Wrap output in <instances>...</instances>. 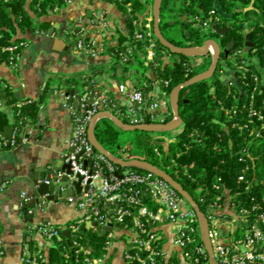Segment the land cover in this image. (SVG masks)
I'll use <instances>...</instances> for the list:
<instances>
[{"label":"built area","instance_id":"1","mask_svg":"<svg viewBox=\"0 0 264 264\" xmlns=\"http://www.w3.org/2000/svg\"><path fill=\"white\" fill-rule=\"evenodd\" d=\"M75 1L77 0H66V4L70 5ZM101 1L114 4L116 0ZM128 7L131 10L130 4ZM211 14L214 15L215 12L212 11ZM111 21L107 14L100 18L98 23L103 30H99L98 24L94 21L78 18L75 22L60 27L52 36L58 35L67 40L79 53L97 56L106 52L109 47L119 46L117 42L111 41L112 33L108 31L112 25ZM153 22L154 18L149 14L145 18L143 30L135 33V40L142 44L145 57L137 50L136 45L128 42L125 43L126 53H120L118 75L126 76L133 73L134 76L129 84L118 85L120 99L109 97L98 83L97 76L88 73L77 76L84 91L70 92L68 87L60 90L73 121L71 151L64 156V162L70 166L71 173L59 172L44 183L60 184L61 180L68 176V184L65 188L75 191L80 177L81 194L70 195L64 200L81 211L82 216L63 227L48 223L36 226L32 231L40 233L52 245L56 241L61 242L63 238L67 242L66 237L62 235L64 230H68L72 237L70 244L63 251L65 264L71 262L72 264H212L203 241L200 219L187 200L165 180L151 172L138 169L117 170L108 157L94 148L89 138L93 119L102 113H111L122 120L121 115L131 126L165 125L173 120V118L169 120V117H174L173 111L171 113L165 111L156 97V90L149 92L144 90L145 83L133 67L134 64L128 63V56L131 57L134 51L141 54V58L146 62L154 60L157 45ZM134 24L137 25V21H134ZM204 27L212 29L209 22H206ZM35 33L46 34L40 30ZM28 46L29 41L25 40L0 45V67L7 66L17 70L21 55ZM210 51L213 61L215 51L213 49ZM244 54V51L238 50L234 56ZM4 58H7L6 63L2 62ZM244 63L248 62L244 61ZM220 66V74L230 75L226 82L229 86L238 84L240 80L241 86H253L251 93L240 90V94L245 96L241 106L225 108V114L231 120V125L226 126V132H229L231 127L242 133H248L251 139L261 138L264 130V96L260 99L256 96L259 90L263 92L260 77L244 66L239 68L241 72L243 71L239 76L236 74L238 71L231 69L230 71L226 64ZM123 67H128V71L124 72ZM1 84L4 88H8L6 83L1 82ZM168 84L166 82V85ZM155 86L160 87L157 83ZM32 102L31 100L20 102L16 108L21 109ZM99 120L96 125L99 124ZM28 129L27 125L14 126L10 139L0 134V150L28 142ZM183 130L182 123L178 129L171 131L173 136L166 138L162 144L178 142V135ZM190 137L195 142H201L197 132L192 133ZM192 146L186 145V148ZM157 155L160 156L158 150ZM249 156L250 152L247 148L241 151L240 161L246 166L237 180L239 184L245 185L246 191L250 190L253 183L247 177V171L250 169L247 162ZM172 162L171 168L177 166L175 160ZM185 175L191 176L188 170H185ZM96 180H100V184H97ZM88 185L89 189L85 190ZM6 186V182H0V193L6 189ZM213 188L216 193L214 200L208 204V212L204 214L208 223L214 260L218 264H264V196L261 200L252 197L251 206H245L237 202L241 200V192H232L222 177L216 179ZM23 198L25 200L21 204V209L28 202L25 194ZM126 221L131 222L132 228L124 232L121 224ZM84 227L101 235L105 228H112L104 234L107 254L96 257L91 249L78 241L77 238ZM238 231L240 233L237 236ZM166 240H169L171 250L166 248ZM3 254L0 242V256ZM45 259L39 252L29 248L22 253L24 264H40Z\"/></svg>","mask_w":264,"mask_h":264},{"label":"trees","instance_id":"2","mask_svg":"<svg viewBox=\"0 0 264 264\" xmlns=\"http://www.w3.org/2000/svg\"><path fill=\"white\" fill-rule=\"evenodd\" d=\"M154 3L155 0L114 1L128 29V35H125L117 28L111 36V41L117 42L119 46L107 49L109 54H114L113 78L119 84L127 80L125 76L117 73L120 53H126L125 43L136 45L137 50L145 57L142 44L135 40V33L143 30L145 18L153 13ZM66 6V0H0V45L21 40L29 41V37L37 30L47 32L53 25L43 19L48 16L49 11L62 10ZM250 6L253 8L247 10ZM212 11L215 12L214 15L211 14ZM181 15L188 16L191 21L182 22ZM134 21H137V25ZM206 22L212 26L216 24L232 30L225 36H217L211 28L207 32V28L204 27ZM195 24L198 26H194ZM159 27L165 39L180 48L201 46L212 37L219 38L222 50L231 41H235V47L228 57L224 52L222 53L219 67L212 78L187 86L180 92V114L184 130L178 135V142L163 145L166 138H155L153 134L155 132L137 130L134 132L135 140L143 158L128 159L150 162L171 175L193 197L204 213L208 212V204L214 200L216 193L213 185L218 177H222L232 192H241V200H237L238 203L251 206L252 197L261 200L264 196V130L263 136L257 139H251L248 133H242L231 127L229 132H226V126L231 125V120L225 114V108L241 106L245 96L240 94V90L251 93L253 86H241V80L238 84L229 86L222 82L218 73L221 69L220 65L226 64L231 70L238 71L236 74L239 76L243 73L239 68L244 66L260 77L263 92L261 90L257 92V99L264 96V0H163ZM250 32L253 33L252 48L246 46V37ZM155 43L156 56L151 62H146L136 51L131 57L128 56V63L137 66L139 77L145 83L144 90L147 92L156 90L157 83L161 91L170 95L176 87L208 71L212 65L210 55L204 56L203 61L194 66L190 57L171 52L162 46L156 37ZM238 50L244 51L245 54L234 56ZM170 57H178V59L172 60ZM6 59L4 58L2 62L6 63ZM244 61L248 63L245 64ZM122 69L124 72L128 71V67ZM166 82L169 84L166 85ZM77 83L73 77L52 78L47 82L45 92L39 101H43L55 86L61 88L67 84L72 92L73 86ZM0 95L9 104L16 102L11 89L3 88L1 83ZM38 111L37 101L26 104L21 109L14 106V122H11L6 111L0 109V133L10 125L35 126ZM172 118L169 117V120ZM121 119L126 124L129 123L128 120ZM121 132L122 130L110 120H102L95 130L101 145L116 157H118L116 148ZM194 132L198 133L201 142L191 140L190 136ZM186 145L193 146L186 148ZM245 148L250 152V156L247 157L250 165L247 177L253 182L249 191L244 189V184L237 182L246 166L240 161L241 151ZM157 150L160 156L157 155ZM173 160L177 162V166L171 168ZM114 166L119 171L127 169L115 164ZM185 170L189 171L190 177L185 175ZM131 228L130 221L121 224L124 232ZM77 239L83 246L91 249L96 257L108 253L106 238L101 233H95L84 227ZM65 247H68V243L64 238L61 242L56 241L55 244L50 245L48 258L42 260L40 264H65L63 261ZM29 249L34 250L31 242ZM39 253L43 255V251Z\"/></svg>","mask_w":264,"mask_h":264},{"label":"crops","instance_id":"3","mask_svg":"<svg viewBox=\"0 0 264 264\" xmlns=\"http://www.w3.org/2000/svg\"><path fill=\"white\" fill-rule=\"evenodd\" d=\"M106 14L112 20L109 32L113 34L118 28L128 35L127 26L120 12L113 3L108 1L77 0L62 10L49 11L48 16L43 20L64 27L75 22L78 18H84L94 21L99 26L100 18ZM152 17L154 18L153 13ZM180 19L182 22L190 21V18L184 15H181ZM98 29L103 30L101 26ZM59 40H62L65 45L61 44ZM208 55L212 60L211 51ZM203 57H194V60H191L192 65H199L203 61ZM112 64L113 56L108 51L97 56H88L79 53L67 40L58 35L48 36L32 33L29 37V46L21 55L18 69L12 70L7 66L0 67V81L7 84L17 102L9 104L0 95V109L6 111L9 120L14 122L13 109L20 102L37 101L39 107L36 125L33 127L27 125L29 127L28 142L14 148L0 150V182L7 183L6 189L0 193V242L4 252L0 256V264H24L22 253L29 248L30 242L34 248L33 251H43V255L47 259L50 243L40 233L33 232V228L48 223L63 227L82 216V212L75 206L67 204L65 198L47 203L48 195L39 197L37 186H33L32 180L35 176L44 178L45 176L54 177L59 172L67 173L64 156L71 151L70 143L73 130L70 109L63 101L60 92L61 89L67 88V84L61 88H57V86L51 88L43 101H39V99L45 92L47 82L52 78L73 77L78 82L73 86V91L76 93L84 91L77 80V76L84 73L97 76L98 83L109 97L120 99L119 83L113 78ZM132 74H127L125 77H129V79L127 78L123 83L129 84L134 78ZM150 76L153 77L152 73ZM156 95L165 111L171 113L173 111L171 94L167 95L166 92L161 91L160 87H156ZM102 120L110 119L101 118L99 122ZM5 131L0 134L4 135ZM96 183L100 184V180H96ZM57 185L61 186L59 183ZM69 191L71 190L67 188L61 189L63 193ZM23 194L28 199L26 206L28 205L30 208L29 214L33 213L32 208L37 205L39 200L42 201L40 204H47L46 209H41L38 212L33 223H30L29 216L23 210L24 207L21 209V204L25 200ZM55 194L58 195V193ZM165 242L166 248L171 250L169 240Z\"/></svg>","mask_w":264,"mask_h":264},{"label":"water","instance_id":"4","mask_svg":"<svg viewBox=\"0 0 264 264\" xmlns=\"http://www.w3.org/2000/svg\"><path fill=\"white\" fill-rule=\"evenodd\" d=\"M162 2H163V0H155L154 7H153L154 33H155V37L159 40L161 45L164 46L165 48L169 49L171 52H173L175 54L184 55V56L190 57V58L206 56L209 54L210 49H213L215 51V57L212 61L211 67L209 68L208 71L193 77L192 79H190L186 83L179 85L178 87H176L172 91L171 101H172L174 117H173V120L170 121L169 123H167L165 125L131 126L129 124L124 123L117 116L107 112V113H102L93 119V121L90 125V129H89V138H90V141H91L92 145L94 146V148L98 152H100L103 155H105L106 157H108L115 165L121 166L123 168H134V169H138V170H144V171L151 172V173L155 174L156 176L165 180L174 189H176L180 193V195H182L187 200L189 205L196 211V213L200 219L203 241L205 243L207 252L210 256L212 264H218L213 258L206 216H205L204 212L201 210L199 204L183 188V186L179 182L174 180L173 177H171V175H169L168 173H166L165 171H163L162 169L158 168L157 166H155L154 164H152L150 162H147L144 160H139V159L123 160V159L115 158L109 151H107L101 145V143L98 141L96 134H95L96 122L101 118H108V119L112 120L113 123L118 128L125 130V131L141 130V131H149V132H171V131L178 129L183 123V120H182L181 114H180V92L182 91V89H184L185 87L190 86L192 84L203 82L205 80L212 78L214 76V74L216 73L218 67H219V62L221 60L222 53L224 52L225 56L228 57L230 55L231 50L234 49L235 41H231L230 44L224 50H222L220 47L219 41L216 40L214 37L207 39L203 43V45L198 46V47L180 48V47L174 46L173 44H171L169 41H167L165 39V37L162 35L160 27H159ZM252 8H253V6H250L247 10L252 9ZM239 11H242V10H239ZM59 28H60L59 24L53 26L50 30H48L46 32V35L52 36ZM212 30L217 34V36H225V35L229 34L232 29L229 27H219L218 25L215 24L212 26ZM252 39H253V33L250 32L246 37V46L249 48L254 47V44L252 43ZM59 41L61 44L65 45V43L62 40H59ZM12 133H13V128L11 126H8L6 128L4 136L6 138L10 139L12 136ZM66 168H67V174H70L71 173L70 166L66 165ZM50 178L51 177H49V176L48 177L45 176L44 178H39L38 176H35V178H33V180H32L33 186L34 187L37 186V193H38L39 197H43V196L48 195L47 199H46L47 203L51 202V201L58 200L59 198H66L70 195L81 194V192H82V187H81V180L82 179L80 177H78L79 181L76 184V190L75 191H69L66 193L61 192V189L65 188L67 186L68 176H65L61 180V182H60L61 186H58L56 184V182L53 183L52 185H48V184H45L43 182L45 180H49ZM41 180H43V181L41 183H39V181H41ZM90 182L91 181H89V184H90ZM88 189H89V185L85 188V190H88ZM55 193H58V195L56 196ZM40 203H42V201L39 200L37 205L32 208L33 209L32 214L28 213L29 209H30L28 205L24 207L23 210H24L25 214L29 216L30 223H33L34 218H36L38 212L41 209L47 208V204H40ZM93 225H96V223H93ZM111 230H112L111 227L105 228L103 233H102V236H104L106 231L108 232ZM63 235L66 237L67 243L70 244V239L72 237L70 232L68 230H64Z\"/></svg>","mask_w":264,"mask_h":264},{"label":"rangeland","instance_id":"5","mask_svg":"<svg viewBox=\"0 0 264 264\" xmlns=\"http://www.w3.org/2000/svg\"><path fill=\"white\" fill-rule=\"evenodd\" d=\"M206 30L208 32V29H206ZM216 39H219V38L217 37ZM171 59L172 60L173 59H178V57H172ZM190 60H194V58H191ZM134 68L137 70V66H135ZM229 70H230V68H229ZM229 70L227 68V72ZM229 74H230V72H229ZM218 75L220 76V78H221L223 83H225V81L229 80V78H230V75H228V73H224V74L218 73ZM120 117L125 119L121 115H120ZM125 120H127V119H125ZM134 132L135 131L122 130V132L120 133V141H119V143L117 145V148H116V150H117L116 151V155L118 157H121L123 159H128L129 157L143 158L142 152L139 149H137V143H136V140H135ZM153 134H154L155 138H159V137L170 138V137L173 136L172 132H155ZM130 155H132V156H130ZM129 169H132V168H127L126 171L129 170ZM239 233L240 232L238 231L237 232V236L239 235Z\"/></svg>","mask_w":264,"mask_h":264},{"label":"flooded vegetation","instance_id":"6","mask_svg":"<svg viewBox=\"0 0 264 264\" xmlns=\"http://www.w3.org/2000/svg\"><path fill=\"white\" fill-rule=\"evenodd\" d=\"M215 38V37H214ZM216 39V38H215ZM216 40H218L219 41V39H216Z\"/></svg>","mask_w":264,"mask_h":264}]
</instances>
